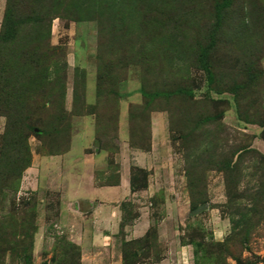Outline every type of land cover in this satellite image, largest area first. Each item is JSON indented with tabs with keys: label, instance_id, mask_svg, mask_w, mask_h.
<instances>
[{
	"label": "rangeland",
	"instance_id": "rangeland-1",
	"mask_svg": "<svg viewBox=\"0 0 264 264\" xmlns=\"http://www.w3.org/2000/svg\"><path fill=\"white\" fill-rule=\"evenodd\" d=\"M5 1L0 0V22ZM109 1H114L117 12L110 20L103 6ZM217 2L71 0L61 5L58 17L50 22V43L64 49L65 94L71 90L74 68L84 72L88 103H94L97 78L102 81L110 73L119 95L118 105L124 101L127 107L143 102L142 87L148 93L154 92L162 88V80L186 76L183 82L191 88L193 99L226 100L222 123L231 129L228 132L233 137L227 139L228 146L248 144L257 150L254 139L264 142L259 137L261 130L264 135V81L257 96H245L240 103V112L256 123L251 124L238 120L232 94L216 95L208 91L205 74L185 61H173L172 73H167L165 67V71H158L160 64H166L161 59L162 37L167 32L177 35L185 30L184 22L188 19H194L196 25L189 29L191 35L204 32ZM229 3L223 14L227 22L221 29L228 39L223 49L237 54L239 66L258 62L264 74V0H229ZM142 45L152 55L151 69L147 56L140 55ZM175 47L181 58L187 57L179 44ZM221 76L226 80L229 74ZM248 102L251 106L245 108ZM69 104L65 95L64 107ZM166 107L173 112L162 109ZM152 108L154 111L148 116V148H136L145 152L152 145L150 171L130 166L133 188L141 189L146 181L148 189L117 204L113 229H108L100 210L90 215L82 206L77 209L75 203L66 204L63 189L52 181V174L38 168V158L48 156L45 149L40 148L35 137L27 138L30 156L35 158L30 161L32 169L23 171L20 178L14 175L0 184V264H264V173L259 169L258 159L242 157L236 193L239 197H226L220 172L205 171L204 195L192 194V207L184 167L195 161L207 149L206 145L190 151L185 159L178 132L181 126L178 109L174 110V104L163 99L155 100ZM154 113L161 114L164 120L157 121L151 144L150 116ZM259 123L263 128L258 127ZM3 125L4 118L0 116V138ZM145 126L144 122L146 130ZM254 128L259 130L257 136L252 134ZM114 143L117 145L116 139ZM219 144L217 152H227L223 143ZM106 152L108 170L95 175L105 177V183H113L117 166L111 162L114 153ZM2 154L6 155V150L0 148V159ZM101 235H104L102 242H97Z\"/></svg>",
	"mask_w": 264,
	"mask_h": 264
},
{
	"label": "trees",
	"instance_id": "trees-1",
	"mask_svg": "<svg viewBox=\"0 0 264 264\" xmlns=\"http://www.w3.org/2000/svg\"><path fill=\"white\" fill-rule=\"evenodd\" d=\"M71 0H6L0 22V116L4 118L0 148L6 150L0 159V184L10 177L18 176L30 165V151L27 142L33 136L45 149L46 155L65 152L69 145L70 119L72 116L91 115L94 126L96 149L115 153L119 95L114 89V80L108 78L95 83L93 104L86 101L84 72L74 68L71 86L70 109L64 107L65 70L64 49L50 43V22L57 16V9ZM69 4V3H68ZM107 18L116 15L114 1L104 3ZM229 0H219L213 7V18L205 26L204 32L191 35L189 29L195 27V20L188 19L185 30L179 34L167 32L161 46V59L165 66L158 71L172 73L173 61H185L187 65L203 72L208 91L219 95L227 92L233 95V105L238 120L256 124L240 112V103L245 96H257L264 74L258 62H245L239 66L237 54L223 49L228 41L221 29L227 20L223 16L229 8ZM114 11V12H113ZM242 12V7L241 10ZM186 33L188 34L186 36ZM111 41L113 38L111 37ZM152 41V40H149ZM179 44L187 53L184 59L175 45ZM132 49V48H129ZM153 51V50H152ZM140 55L146 57L149 66L151 53L139 48ZM160 57V56H159ZM223 63V64H222ZM165 67V68H164ZM77 73L79 78L77 79ZM229 74L226 80L221 75ZM218 75V76H217ZM172 81L162 80L161 89L146 92L141 88L143 102L127 107V130L129 145L147 149L149 140V113L155 100H167L179 111L178 129L184 158L203 144L206 145L195 161L185 165L184 172L193 207V196L204 195V172L218 171L222 174L226 197L237 196L241 181L242 157L257 158L259 169L264 173V158L250 145L228 146L231 137L228 127L222 123L226 110V100L210 97L193 99L192 90L184 84L186 76ZM218 79V81H217ZM183 82V84L180 82ZM251 106L246 103L245 108ZM168 113L169 107L162 108ZM171 127V116L169 115ZM136 120V122H134ZM138 121V122H137ZM146 124V130L143 123ZM258 127L263 128L262 124ZM259 137L264 140L263 130ZM223 143L227 152H217ZM146 144V145H145ZM62 151V152H60ZM112 162V161H111ZM107 184H110L106 182ZM130 186L133 183L130 180Z\"/></svg>",
	"mask_w": 264,
	"mask_h": 264
},
{
	"label": "crops",
	"instance_id": "crops-1",
	"mask_svg": "<svg viewBox=\"0 0 264 264\" xmlns=\"http://www.w3.org/2000/svg\"><path fill=\"white\" fill-rule=\"evenodd\" d=\"M68 91L65 95L70 100L71 90ZM65 108L69 110L70 104ZM126 113V102H119L116 131L118 150L111 159L112 163L117 166V176L113 183L107 184L104 182L105 177L100 179L95 175L97 172L104 173L108 170V154L104 150L95 148L93 120L89 115L71 117L69 146L65 152L38 158L39 170L45 168L52 174V181L63 189V199L67 198L68 200L66 204L75 203L77 209L82 206L90 215L100 210L106 218L108 229H113L116 223L117 204L126 197H132L139 191L148 189L146 181L145 186L141 189H132L130 186V166L148 173L150 171L149 158L152 155L153 147L150 145V150L145 152L130 147ZM154 114L156 115L150 116L151 144L157 121L164 120L161 114ZM158 127L160 128L161 124ZM258 133V128H254L252 134L257 136ZM253 146L264 156V142H259L255 138ZM30 161L34 162L35 158H31ZM31 169L32 167H28L24 172L26 173ZM103 236L96 238L97 242H102Z\"/></svg>",
	"mask_w": 264,
	"mask_h": 264
}]
</instances>
